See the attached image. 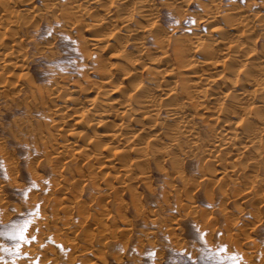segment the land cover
<instances>
[{
  "label": "rangeland",
  "instance_id": "rangeland-1",
  "mask_svg": "<svg viewBox=\"0 0 264 264\" xmlns=\"http://www.w3.org/2000/svg\"><path fill=\"white\" fill-rule=\"evenodd\" d=\"M134 1L129 0L128 6H131ZM78 2L88 4L92 1L17 0V4L24 5L19 6L21 11L14 12L15 16L13 13L6 15V18L13 15L15 19H21L18 22L24 21L18 28L19 35L15 36L18 35L17 38L19 37L18 40H20L22 35L21 46L19 43L16 47H20V50L23 48L22 52L26 54L23 59L26 57L27 59L24 60L26 64L24 69L9 71L7 67L8 70L0 67V73L11 83L4 91L5 96L4 94L2 96L0 92V221L7 225L26 214L38 211V214L31 216L32 225L29 228V233L34 235L36 240L30 245L23 246L22 251L28 256L18 258L16 264H35L37 260L39 264H152V259L148 255L152 250H155V264H213L212 257L207 252L200 251L202 245L198 239V231L205 234L209 248L215 249L218 245H227L230 252L234 251L242 258L241 264H264V159H261L264 153L261 148H256L258 153L255 149L247 150L244 154L241 150L229 149L223 152L216 151V148L207 150L210 147L208 146L210 138H213V134L211 135L213 128L207 123L214 122L215 107L207 112L205 117L195 115L193 124L199 146H189L187 138L182 136L180 146L183 152L178 148H172L170 149L172 153H166L172 146L163 129L172 134L176 130L177 123L167 119L168 117L165 118L164 111L157 120L159 122L156 124L157 127L151 126L152 130L147 129L144 134H139V139L136 137L133 141L126 142L125 146L123 145V148L127 150L125 157L130 156L129 160L124 157L122 159L126 161L120 160L121 163L112 158L111 153H105L108 157L111 155L109 160L116 161L118 164L116 168L112 169L111 166L104 168V164L107 163H103L104 159H107L103 158L104 155L103 157L101 155L100 161L94 160L88 167L87 158L74 159L68 152L60 154L56 151L60 150L59 146L67 141L79 140V144L84 146L86 144L85 139H79L76 134H72L73 130H79L78 125L74 123L76 115L73 111L70 109L65 112L64 109L63 111L59 109L64 104L65 93L62 87L80 88L77 97L79 96L81 106H85L88 99L93 98L98 91L101 96H111V90L118 83L115 79L116 82L100 87L101 78L93 67L94 58L102 57L114 72L115 64L121 62L117 51L105 46H90L85 40L93 34L112 36V33L119 29V37L114 42L120 46L122 41L126 51L136 55L138 47L135 43L141 40L136 38L142 34L136 31L129 38L135 39V43L130 41L126 43L127 31L121 32L119 26L111 25L98 31L88 25L99 18L105 20L104 7L117 9L118 5L120 6L119 0H113V3L112 0H105L106 6L101 9H93L94 7L91 6L90 15L87 13L85 15L84 10L83 14L81 13L83 5H80V9L75 7L72 14L69 13L67 17L61 13L65 9L69 11L76 3L79 6ZM152 3L155 11L154 20L160 26H164L163 28L167 31L165 34L173 33L180 37L198 33L206 38L213 27V24L211 25L206 19L208 10L212 7L217 8L218 11L217 19H214L215 23L218 22L217 24L223 26L226 22L222 18V13L233 14L235 11H242L253 16L256 12L255 15H258L259 11L262 14L264 10V0H152ZM76 9L81 11H74ZM125 9H127L126 6L123 7V11ZM255 15L250 18H253L251 22L255 19L256 27L254 26V29L249 32L247 40L245 38L238 43L236 50L240 48L245 56L246 52H256L257 58L252 59L254 67L251 71L256 78L262 79L264 75L259 74L255 66L264 60V18L263 22L259 20L258 25ZM137 20L142 25L153 21L139 17ZM189 20L195 22L187 23ZM139 24L133 22L131 28H136ZM4 36L8 37L3 35L0 38ZM145 41L144 46L149 48L150 52H154L155 44L150 38H146ZM112 52L116 53L112 54ZM0 58L2 61L3 55ZM147 61H145L146 64ZM149 66L156 71L154 72L157 75L156 79H159L158 72L164 69L163 66ZM138 68L142 76L146 78L148 75L146 69ZM238 70L239 68L235 74H231L233 79L237 78ZM23 71L26 74L23 75ZM165 74L166 71L162 73V75ZM215 74L211 73L214 78L219 77L216 76L219 75L218 73ZM169 79L170 85L173 86L178 76H172ZM1 82L0 79V90ZM27 83L34 86L30 85L34 91L38 88L37 85H40L39 87L53 91L58 96L55 98L51 94L49 98L48 95V99L41 106L37 100L33 101L35 100L33 90L30 91L31 88ZM189 111L193 112V109ZM228 113L234 115L232 110ZM209 118L213 120L210 121ZM205 119L207 120L203 121ZM112 121L118 122L116 119ZM124 121L127 122V120ZM144 122L149 126L155 121L145 120ZM43 123H46L48 131L53 133L51 136L46 130H40L39 126ZM100 128L102 127L96 130L99 131ZM154 132H163V135H159L157 140L153 137L156 134ZM45 140L47 147L43 145ZM102 140L101 138V142H104ZM51 144H53L52 147ZM146 144L150 148H146ZM136 146L139 152H135ZM92 155L91 152L90 156ZM70 157L83 168L82 174L74 169L78 163L70 164ZM236 157L235 163L233 158ZM255 157L259 160L253 168L251 161ZM208 162L212 163L209 165ZM224 165L228 168V174L220 178L221 175L219 176L218 172ZM87 169L89 171L93 169L92 174L89 172L90 177ZM127 170H132L128 176ZM232 170L235 171L232 172ZM202 172H206L208 178L203 177ZM179 174H184V177H179ZM31 182H35L38 187L28 192L25 199L22 192ZM128 186L131 191L128 190ZM130 186H132L131 189ZM117 207L121 211L119 215ZM6 242L0 238V243ZM181 252L185 255H179ZM187 254H190L191 259ZM0 255H4L8 264H12L11 257L3 253Z\"/></svg>",
  "mask_w": 264,
  "mask_h": 264
},
{
  "label": "bare ground",
  "instance_id": "bare-ground-1",
  "mask_svg": "<svg viewBox=\"0 0 264 264\" xmlns=\"http://www.w3.org/2000/svg\"><path fill=\"white\" fill-rule=\"evenodd\" d=\"M91 1L92 2H88V4H82V3L80 4L78 2L79 6L76 3V5L72 6L69 11L68 9L67 10L65 9L61 13L65 17H67L66 15H69V13L71 15L73 12L72 10L75 7L76 8L79 7L80 9V5L81 6L83 5V7H81L82 11L78 9L74 11H81V13L83 14V10H84L85 15L86 13L87 15L88 14L90 15L92 13L91 11L92 9L90 8L94 7L93 9H99V8L101 9V7L106 6L104 4L105 0H91ZM119 1H120L119 2L120 6L118 5L117 9H112L109 6H108L109 8L104 7L105 20L100 19V18L97 20L95 19L96 21L94 23L92 21V23H89L88 25H91V28L97 29V30L110 27L111 25L114 27L119 26L121 29V32L127 31L126 33L128 34V38L125 39L126 43L127 42L129 43V41L135 43L134 41L135 39L130 40L129 38H131L136 33V31L142 32V34L138 38H136V39H141L140 42L135 43L137 44V47H138V51H137L138 53L136 55H132L130 52L126 51L125 44H123L122 41L120 45L121 47L116 42H114V40L119 37V31H118L119 29L113 32L112 36H100L97 34H93L92 36H90L88 39L85 40L86 43H88V45L90 46H93V47L105 46V47H109L112 50L117 51L118 53L117 56L121 59V62L115 64L116 69L114 70V72L111 70L110 66L108 67L107 62L102 57L101 58L95 57L96 59L94 58L95 61H93L94 62L93 67L95 70H97V73L101 78V80L99 81L100 87H105L113 83L114 81L116 82V80L118 81V83L111 90V96L109 97H106V95L101 96V94L98 91L97 94L93 98L88 99V103L85 106H81L79 96L77 97V94L79 93L78 91L80 90V88L78 89L72 86L64 87L63 84L61 85L63 86L62 88H64L63 91L65 93L63 96L64 104H62V106L60 105L61 107L58 105L60 107L58 108L62 111L64 109L65 112L69 111L70 109L73 111L74 115H76L75 116L76 119H74V123L78 125L79 130L78 129L76 131L73 130L72 134L73 135L76 134L77 138L79 139H83V140L85 139L86 144L85 146L82 144H79V140L70 141V142L67 141L66 143H63L62 146H59L60 150H56V151H59L60 154L68 152L70 153L71 157H73L74 159L76 157L77 158L78 157L87 158L86 162H87L88 167H90V164L91 165L93 164L94 160L100 161L101 155L102 157L104 155L105 157L103 158H107V159H104V161L103 160L102 161L103 163L107 162L108 164L105 163L104 164L105 167L104 166L102 167L109 168L111 166L112 169L113 167L116 168L117 163L115 160L124 161L125 159H128L130 157V156H127L128 158L125 157L127 150H125V148L123 147L125 146L126 142L131 141V140L133 141L134 138L136 139V137L139 139L138 135L141 133L144 134V132H146L147 129L152 130V128L150 127L153 125L157 127L156 124L159 123L157 120L160 114L163 115L162 113L163 111L166 113L165 118L168 117L167 119L174 120L177 123V127L175 128L176 130L172 134H169V132L164 131V129L162 128L163 132L166 134L168 139L171 141L170 146H172V147H169L168 151L165 150L167 151L166 153H169V154L172 153L170 150L172 148H178L181 151L183 150V148L181 149L182 146H180V140L182 136L187 138V140L189 141L188 142L189 146L198 147L199 143H198L197 136H196V128L193 124L194 123L193 118L195 117V115H201L202 117H205V115H207V112H210L215 107L214 109L215 111L213 115L214 122L207 123L211 128H213L211 129L212 130L211 135L213 134V138H210L211 140L208 145L210 147L207 150L211 151L215 148H216V151H220V152L221 151L223 152L229 149L232 151L241 150V153L244 154V152H246L247 150L252 151V150H255L256 148H261L262 152L264 153V138H263L264 136V78L262 79L256 78L251 71L252 68L254 67L252 65L254 63L252 59L255 57L257 58L256 52H246V56H245V54L241 52L240 48L236 50L238 43H240L242 39L246 38L247 40L248 36L250 35L249 32L254 29L255 19L253 20V22H251L253 18H250V17H253L255 14H257V12L254 15L252 14L253 16H250L249 14H246L242 11H238V12L235 11L236 13L234 12L233 14L232 13L230 14L229 12L222 13L221 14L222 18L226 22V24H224L223 26L221 24H217L218 22L215 23L214 19H217L216 16H218L217 15L218 11L216 10L217 8L212 7L208 10L206 19L208 20L207 22H209L211 25L213 24V27L211 26L212 27L211 32L206 38L201 37V35H198V33L193 36L180 37L173 33L166 35L165 33L167 31L163 28L164 26L163 27L160 26L156 22V20H154L155 11H154L152 0H135L133 4H131V6H128L129 0H119ZM112 3H113V0H112ZM19 6L23 7L24 5L17 4V0H0V37L3 35L8 36V37L4 36L0 38V56L3 55V60L0 61V67L5 68V69L9 68V71H13L15 69H24V67L26 66L24 60H26L27 57L23 59L24 55H26L24 54L25 52L24 53L22 52L23 48L20 50L19 49L20 47L19 48L16 47V44L18 45L20 43V46H21V43H22L21 42L22 35H20V40H18L19 37L17 38V36L19 35L18 28L22 26L21 23L23 20L21 22H18L20 18L17 20L15 19L16 17H14L16 15L14 12L17 13L18 11H21L19 10L21 9V7L19 8ZM125 6L127 7V9L123 11V7ZM57 9L59 10L58 6H57ZM263 12L264 10L262 11V14H260V11H259L258 15H255L258 19V25H259V22L262 21V19L264 18ZM9 13L11 14L13 13L14 16L11 15L9 18H6V15ZM20 14H19V17L21 16ZM93 15L94 14H92V16ZM137 17L143 20H153V21L142 25V24H139ZM133 22H135L136 24L138 23L139 25L136 28H131L132 26L131 24ZM16 34L18 35L15 36ZM146 38L148 39L150 38V40L155 44L156 50L154 52L152 51L150 52V49L144 46L146 42L145 41ZM11 41L13 42L12 44H11ZM169 43H171V45H169ZM233 51H237V52L234 53ZM115 53L112 52V54H115ZM151 53H153V55H151ZM146 59H148L149 61H147ZM145 61H147L148 65L146 64ZM149 65H156L159 67L163 66L164 69L160 68L162 69V71L160 70L158 72L160 76L159 79H156L157 75L154 73L156 71L153 70ZM85 66L88 67L87 65ZM138 67L140 68L143 67V69H146L147 74L149 76L147 75L146 78L142 76ZM238 68L239 70L237 72V78L233 79L231 77V74L232 75L233 73L235 74ZM255 69L259 74L264 75V60L260 61L255 66ZM165 71H166V74L162 75V73H164ZM211 73H216V74L218 73L219 75H216V74L215 75L219 77L214 78L211 75ZM20 74L22 73L20 72ZM24 74L26 73L23 71V75ZM119 74H121V76H119ZM172 76H175V77L178 76V79L174 81L173 86L170 85L169 83L170 82L169 77L171 78ZM243 77L245 78L247 77V78L242 79ZM192 78H195V79H192ZM0 79L3 82V83L1 82L2 86H1L0 92L2 94L1 93L0 94L3 96L5 89H7L8 87V84L10 85L11 83L8 80H6V76L5 78L3 77L2 73H0ZM58 84L60 87L59 82ZM39 86L37 85L38 88H36V91L32 89L34 86L31 88L30 91L33 90V93L31 92L35 98V100L33 101L36 102L37 100L38 102L41 103L40 104L41 106L45 102V100L48 99V95H49V98L51 94H53V97L55 98L56 96H58L57 94H55V92L49 91L48 89H43L41 88L42 86L41 87ZM250 87H252L253 89H249ZM83 88L84 87H82V89ZM53 97L51 99H53ZM211 103L213 106L212 105L210 106ZM233 105L236 107L234 108ZM190 109H193V112H190L189 111ZM229 110H232L234 115H230L228 113ZM58 111H56V113H58ZM112 119H116L118 120V122L116 121V123H114ZM209 119L210 121L213 120L211 118ZM124 120H127V122ZM145 120H150V122L151 121L153 122L155 121V122L154 124L147 126L146 123L144 122ZM206 120L207 119L203 121H206ZM212 124H214V126ZM47 127H46V123H43L39 126L41 131L46 130L47 134L51 136L53 133L51 134L48 131ZM99 127H102L103 129L100 128V130L97 131L96 129H98ZM154 129L155 128H153V130ZM163 132L162 133L154 132V134L155 133L156 134L155 135L153 134L154 136L153 135L152 136L154 137V139L158 140L159 135L161 134L163 135ZM101 138L103 139L102 141L104 142H101ZM54 139L56 141L55 137ZM46 143L47 142L45 140V142H43V145L47 147ZM54 143L56 144V142ZM53 144H51V147L53 146ZM141 146L142 145H140V147ZM205 147L207 148V146ZM143 148L144 147H142V149ZM146 148H150V147L147 146L146 144ZM138 149L139 148L137 147L135 149V152L138 151ZM255 151H257V149ZM91 152L93 153L92 156H90ZM147 152H149L148 149H147ZM147 152L145 154H147ZM105 153H108V154L111 153L113 156L112 158H114L115 160H109L108 158L111 155L108 157L107 154L105 155ZM263 153H261V155H263ZM255 155L259 157L258 154H255ZM210 156L208 157L210 158ZM124 157L125 159L123 160L122 158ZM73 158L69 159L70 164L78 163V162H74ZM234 159L236 161L237 157L233 158V161ZM261 159H264V157ZM257 160L259 159L255 157L251 161L252 163L251 165L253 166V168L256 166ZM135 162L137 164V160ZM211 163L208 162L209 165ZM79 165H80L79 163L78 165L76 164L74 166V169L78 173L80 172L79 174H82L81 170H83V168L80 167ZM200 168H203V167H200ZM227 169L228 168L224 165V167H222V170H219L218 173H219V176L221 175L220 178L225 177V175L228 174ZM92 170L93 169H91V171ZM91 171L88 170L87 172L89 177L92 174ZM127 171H128V174H126L127 176L132 173V170H127ZM234 171L235 170H232V172ZM89 172H91V174H89ZM202 174L204 175L203 177L208 178L206 172H202ZM180 176L184 177V174L182 175L179 174V177ZM254 176L256 177V175ZM92 177L91 179H93ZM127 185H129V183ZM131 188L132 186H130V189ZM118 190L119 189H117V191ZM128 190H129V186H128ZM133 203H134V200H133ZM80 206L82 207V205ZM99 211L101 212L102 210H99ZM119 212L121 213V211L120 210L118 211V215H119ZM79 214L82 215L81 213ZM121 219L123 218L121 217ZM113 221L115 223L116 220L114 219ZM112 225H114L113 222H112ZM119 226H120V223L118 227ZM114 233L115 232L113 231V234Z\"/></svg>",
  "mask_w": 264,
  "mask_h": 264
},
{
  "label": "snow or ice",
  "instance_id": "snow-or-ice-1",
  "mask_svg": "<svg viewBox=\"0 0 264 264\" xmlns=\"http://www.w3.org/2000/svg\"><path fill=\"white\" fill-rule=\"evenodd\" d=\"M195 21L189 20L187 23H194ZM174 23H179V21H174ZM51 35V34H49ZM69 39V38H66ZM38 187L35 182H31L28 188L23 190L22 195L27 199L28 192L33 188ZM37 213H29L22 216L19 220L12 221L7 225L0 221V238L7 241L6 243H0V253L6 254L12 258V264H16V260L21 257H27L28 254L22 251L25 244H31L36 240L34 235L29 233V228L32 225L31 216ZM198 239L202 247L201 252H207L213 259V264H241V257L236 252H230L227 245H218L215 249L209 248L205 234L199 233ZM152 259V264H155V250L148 253ZM179 255H185L184 252L179 253ZM189 259H191L190 254H187ZM0 262L3 264H8L4 259V255H0ZM35 264H39L38 260Z\"/></svg>",
  "mask_w": 264,
  "mask_h": 264
}]
</instances>
